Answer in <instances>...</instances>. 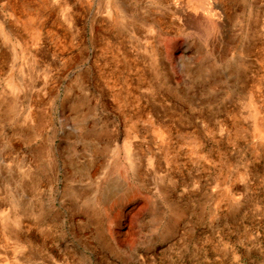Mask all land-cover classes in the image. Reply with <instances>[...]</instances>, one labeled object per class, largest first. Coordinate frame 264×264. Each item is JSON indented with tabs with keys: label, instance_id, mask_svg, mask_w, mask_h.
I'll use <instances>...</instances> for the list:
<instances>
[{
	"label": "rangeland",
	"instance_id": "rangeland-1",
	"mask_svg": "<svg viewBox=\"0 0 264 264\" xmlns=\"http://www.w3.org/2000/svg\"><path fill=\"white\" fill-rule=\"evenodd\" d=\"M0 264H264V0H0Z\"/></svg>",
	"mask_w": 264,
	"mask_h": 264
}]
</instances>
